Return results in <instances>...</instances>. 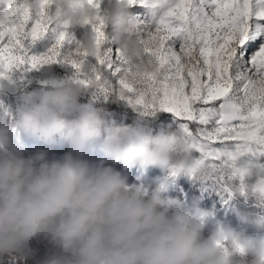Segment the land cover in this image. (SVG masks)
<instances>
[{
    "label": "clouds",
    "instance_id": "9594fccd",
    "mask_svg": "<svg viewBox=\"0 0 264 264\" xmlns=\"http://www.w3.org/2000/svg\"><path fill=\"white\" fill-rule=\"evenodd\" d=\"M7 0H0V5ZM39 14L41 0H25ZM127 0H113L103 15L86 0H51V20L57 28H83L103 20L110 27L120 58L132 69L124 76L142 79L159 71L144 51L137 34V20L125 12ZM0 13V22L6 21ZM88 57L101 56L96 34L91 31L76 42ZM88 85L69 80L35 96L27 110H20L12 132L0 126V257L16 253L21 259L28 243L36 238L60 249L42 264H264V235L252 238L215 222L204 237L208 214L194 199L185 207L164 194L170 179L198 173L202 160L172 162L169 154L187 153L190 142L185 134L165 131L149 135L135 125H117L94 147L99 137L102 109L82 106L78 115L66 120L86 88L101 84L96 72L86 77ZM116 98L123 89L108 81ZM51 139L59 136L70 151L49 158L47 151L35 150L25 157L20 134ZM99 158H84L86 151ZM239 157L232 162L234 164ZM141 170L158 167L164 178L155 186L128 183L111 165ZM229 178L252 176L249 165L230 166ZM264 169H257L254 182L247 186L257 203L264 206ZM244 187L236 189L243 194ZM245 223L264 229V214ZM250 257V260L244 258Z\"/></svg>",
    "mask_w": 264,
    "mask_h": 264
},
{
    "label": "snow or ice",
    "instance_id": "6c2138e0",
    "mask_svg": "<svg viewBox=\"0 0 264 264\" xmlns=\"http://www.w3.org/2000/svg\"><path fill=\"white\" fill-rule=\"evenodd\" d=\"M98 9L99 0H86ZM147 9L137 19V34L145 54L159 71L142 79L124 76L127 62L107 53L98 64H117L121 73L120 99L150 115L157 110L173 113L190 147L205 158L222 162L221 175L237 157L264 154V0H127ZM51 0H41L39 14L25 0H7L0 13V78L20 65L36 69L57 62L61 44L70 39L60 31L55 46L43 56H28L24 42L37 39L47 30L46 10ZM98 47L105 40L103 20L92 25ZM74 56H84L76 49ZM67 56L77 74L81 61ZM97 79L100 80L98 72ZM87 87L86 78L79 79ZM102 94L109 89L102 83Z\"/></svg>",
    "mask_w": 264,
    "mask_h": 264
},
{
    "label": "rangeland",
    "instance_id": "374dc122",
    "mask_svg": "<svg viewBox=\"0 0 264 264\" xmlns=\"http://www.w3.org/2000/svg\"><path fill=\"white\" fill-rule=\"evenodd\" d=\"M112 2L113 0H99L98 14L103 15ZM124 10L136 20L145 18L147 14V9L139 3L131 5L126 3ZM46 12L50 18L49 26L44 34L37 39L32 40L29 37L25 40L24 47L27 55L39 57L48 54L55 46L60 31H66L70 39H66L61 44L57 62L42 65L36 69L23 64L6 73L4 78H0V126L8 127L10 134H14L12 129L14 122L18 119L19 111L27 110L30 102L35 99L37 94L51 90L53 87L72 79H84L91 74L93 69L98 72L101 83L108 81L114 87L119 86L118 80L121 73L114 74L117 66L115 61L109 67L107 61L101 65L98 64L96 58L85 55L74 56L77 49L76 42L82 41L92 31V26L88 25L83 28H65L62 26L57 28L51 20V6ZM104 32L105 40L100 48L101 54L107 53L109 56L114 57L117 48L112 41L110 27L105 26ZM70 55L82 62L79 74L75 72L70 64L60 62L64 57ZM82 106L102 109V123L99 127L100 134L99 137L91 141L89 149L99 143L107 135L108 131L117 125L139 126L144 128L149 135H157L165 131L185 134L181 127L183 121L173 113L157 110L153 114L146 115L143 108L138 106L134 109L125 100L116 98L114 92L102 94L98 88H86L78 97L72 112L64 118L66 120L75 118ZM28 136L29 140L31 138L30 142H33V150L28 151L23 148L25 157L31 155L37 149H42L47 151L49 158H51L53 154L56 156L64 154L69 148L68 144L59 136L51 139L34 136L29 133ZM86 152L84 153V158L86 159L96 160L99 158L95 154L93 157L87 158ZM169 158L172 162L180 159H185L187 163H192L196 160L203 161L200 171L195 175L189 177L181 174L171 178L169 190L164 195L177 200L185 207H190L194 199L197 201L198 207L208 214L207 223L203 231L204 237H207L209 232L213 230L216 221H219L222 226L252 238L264 235V229H257L245 223L242 219L247 217V219L251 220L257 215L264 214V206H257L256 201L251 197L247 189V186L254 182L256 170L264 169V154H248L239 157L233 164V167L251 166L252 176L245 177L243 180L238 178L230 179L228 171L221 175L222 162L205 158L201 152L194 148L189 149L187 153L181 151L172 152L169 154ZM107 164L120 171L122 175H126L129 184L140 182L154 187V181L165 176V172L158 167H150L144 170L139 167H135L132 170H129V168L120 170L121 168L117 163L113 164L108 161ZM242 186L245 189L243 194L236 191ZM53 254H60V249L50 245L42 238H36L28 243L22 259L16 253L6 254L0 257V264H42L44 260ZM244 259L247 261L251 258L246 257Z\"/></svg>",
    "mask_w": 264,
    "mask_h": 264
},
{
    "label": "bare ground",
    "instance_id": "6f19581e",
    "mask_svg": "<svg viewBox=\"0 0 264 264\" xmlns=\"http://www.w3.org/2000/svg\"><path fill=\"white\" fill-rule=\"evenodd\" d=\"M13 135H15V133L13 134ZM20 139H21V142H22V144H23V148L24 149H26V150H28V151H31V150H33V142L31 141L30 142V140H31V138H30V140H29V136H28V133H25V134H20ZM66 151V150H65ZM67 151H70V149L68 148L67 149ZM66 151V152H67ZM61 152H62V150H61ZM60 152V153H61ZM59 153V152H58ZM94 156V154H92V152L91 151H88V152H86V157L88 158V157H93ZM118 164V163H117ZM119 166H120V170H122V168H124V167H122L120 164H118ZM132 169H135V167H133V168H129V170H132Z\"/></svg>",
    "mask_w": 264,
    "mask_h": 264
}]
</instances>
